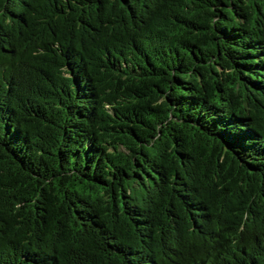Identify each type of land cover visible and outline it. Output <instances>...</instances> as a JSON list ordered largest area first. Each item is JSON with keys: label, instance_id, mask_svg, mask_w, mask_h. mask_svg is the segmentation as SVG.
<instances>
[{"label": "trees", "instance_id": "trees-1", "mask_svg": "<svg viewBox=\"0 0 264 264\" xmlns=\"http://www.w3.org/2000/svg\"><path fill=\"white\" fill-rule=\"evenodd\" d=\"M0 264H264V0H0Z\"/></svg>", "mask_w": 264, "mask_h": 264}]
</instances>
